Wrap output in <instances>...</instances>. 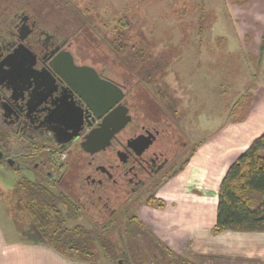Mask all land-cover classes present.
Returning a JSON list of instances; mask_svg holds the SVG:
<instances>
[{"label": "flooded vegetation", "instance_id": "obj_1", "mask_svg": "<svg viewBox=\"0 0 264 264\" xmlns=\"http://www.w3.org/2000/svg\"><path fill=\"white\" fill-rule=\"evenodd\" d=\"M41 3L0 0V158L63 186L79 218L109 231L130 207L136 215L140 197L185 164L196 142L148 83L119 75V57L109 63L105 43L96 40L92 58L87 40L76 42L74 20L59 22ZM119 104L130 118L122 128L110 124L104 145L105 110L118 117Z\"/></svg>", "mask_w": 264, "mask_h": 264}, {"label": "rangeland", "instance_id": "obj_2", "mask_svg": "<svg viewBox=\"0 0 264 264\" xmlns=\"http://www.w3.org/2000/svg\"><path fill=\"white\" fill-rule=\"evenodd\" d=\"M28 1H39L38 6L41 1L43 12H56L54 14L61 23L68 24L69 20H74L75 28L78 31L81 30L82 33L75 37L76 42L82 44L83 39H86L91 45L89 51L92 52V58L96 55L94 46L96 40L105 43L106 51L104 47L102 49L107 54L108 62L111 63V56L119 57V75H126L130 78L136 75L143 83H147L149 75L153 76L155 71L158 80L152 82L153 88L164 90V86H167L171 96L181 98V109L184 110L185 119H197L198 117L201 128L197 129L193 136L196 141L200 142L203 139L202 123L209 121L207 125L214 127L213 132L219 129L215 125H219L220 121H234L245 114L251 104L249 96L254 80L257 79L256 82L261 81V83L264 81L262 71L264 65L259 68L263 52L256 51L255 39L252 40L251 34L245 40L237 41L238 32L235 30L238 24L243 23L240 26V32L244 33V30L247 31L249 21H243L238 16L242 8H230V0ZM234 1L239 5H241L240 1L243 2V0ZM256 10L258 14L261 12L259 8ZM123 23L125 26H122ZM257 27L259 28V25ZM227 36L231 40L229 43ZM121 45L124 48H121ZM233 45L235 52L230 51ZM170 49H172L169 52L171 56L178 55L176 62L173 63L174 66H178L177 69L183 67L179 71L174 66L169 67L168 51ZM217 49L229 50V52L215 56L214 52ZM184 51H187L184 57H179ZM215 58L216 61L213 62ZM186 60L193 64L184 67ZM197 62L201 68L197 67ZM207 64L209 71H207L208 68H203L208 66ZM239 77L245 78L240 82ZM233 79L236 82H233ZM181 81L183 82L180 83ZM229 101H231L230 104ZM187 103L191 105L186 106ZM212 117L215 119L212 120ZM217 117L223 120H217ZM189 154L190 152L187 155ZM183 166V164H177L175 173ZM173 174L174 171L165 176L163 180H167ZM23 179L44 183L54 192L63 190V186H53L54 184L43 178L40 179L34 173L19 171L3 159L0 161L1 220L11 237L38 238L39 233L35 230L34 222L25 209V202L28 198L19 190V184ZM65 192L68 193L67 190ZM152 194L153 191L147 189L145 195L140 197V201H147ZM134 215L135 211L130 207L129 213L124 216L129 220V224L124 222L111 226L112 229L110 228L109 231H103L101 225L94 223L87 215L78 219L67 217L65 225L73 228L79 224L89 231L92 237L90 240L92 255L89 259L94 264H118L120 258H123L127 264H147L143 262L141 254L148 251L149 241L152 247L154 246L151 253H147L151 262L156 257L160 263L162 262L161 264H166L173 261V258L179 257L169 256L167 253H164L163 257L159 256V250L165 248V245L161 242L159 243L161 246L158 245L147 225L137 221ZM140 232L143 235L139 236ZM144 232L148 233V237ZM125 250H128L127 255H123ZM183 254L189 258V261L179 257L175 261L177 264H198L200 261L191 253ZM235 257H238L236 262L224 258L220 259L219 264H245L241 261V256ZM212 258L209 260L210 263L218 264V260L213 261Z\"/></svg>", "mask_w": 264, "mask_h": 264}, {"label": "crops", "instance_id": "obj_3", "mask_svg": "<svg viewBox=\"0 0 264 264\" xmlns=\"http://www.w3.org/2000/svg\"><path fill=\"white\" fill-rule=\"evenodd\" d=\"M239 3L241 5L230 0L229 6L232 9L242 8L238 16L249 23L247 31L244 30V33L240 32V26L243 23L238 24V28L235 30L238 32L236 39L240 42L251 34L252 40L255 39L256 51L263 52L260 68L264 65V46L262 48L264 43V0H243ZM258 8L261 9L259 14L256 10ZM226 39L228 43L231 42L228 36ZM249 49L251 50V47ZM171 50L168 51L169 55ZM227 51L229 52V50L217 49L214 53L217 56ZM230 51H236L234 45ZM185 52L187 51H184L179 57H184ZM177 57L176 54L169 56L170 68L174 66L173 63L176 62ZM191 64H193L191 61L186 60L184 67H189ZM174 67L177 69L178 66ZM197 67L201 68L198 62ZM208 67L209 65L203 68ZM179 69L177 70L179 71ZM209 70L208 68L207 71ZM262 71L264 74V69ZM156 76L155 71L153 76L149 75L147 83L151 91L166 108L169 104L171 105L172 112H175L174 117H177L178 122L184 128L187 138L196 142V148L189 157V161L170 178L160 183L154 190L155 192L153 191L152 195L155 196L153 201L139 202L136 211L137 221L147 225L157 243H163L176 256L187 261L189 258L183 253H191L198 257L200 259L198 264H214L209 261L212 257H215L212 258L213 261L218 260V264L220 259L224 258L236 262L238 257L235 256H241V261H244L245 264H264V232L232 230L222 233L213 232L217 223L218 195L222 179L231 163L248 149L254 139L264 132V81L256 82V79L252 87L250 86L251 104L242 116L230 122L220 121L219 125H215L219 129L213 132L214 127L207 125L209 121L203 120L205 122L202 123L204 134L202 141L199 142L193 137L196 130L201 128L198 117L197 119H185L184 110L181 109V98L171 96L167 86H164V90L160 88L155 90L152 82L158 80ZM254 76L256 78V75ZM244 78L239 77V81L241 82ZM233 82H236L235 79ZM183 86H185L184 83ZM156 91L157 94H155ZM162 96L170 101L163 100ZM230 102L228 103L230 104ZM189 105L191 104H186V106ZM214 119L212 117V120ZM217 120H223V118L217 117ZM209 131L210 133H208ZM155 200L162 201L163 207L159 205L160 202ZM0 264H94V262L89 258L68 257L48 242L38 241L37 237L32 239L11 237L0 216Z\"/></svg>", "mask_w": 264, "mask_h": 264}, {"label": "trees", "instance_id": "obj_4", "mask_svg": "<svg viewBox=\"0 0 264 264\" xmlns=\"http://www.w3.org/2000/svg\"><path fill=\"white\" fill-rule=\"evenodd\" d=\"M122 26H125L124 23ZM263 46L264 43L262 48ZM121 48L124 46L121 45ZM262 152H264V132L254 139L248 149L229 166L219 188L217 223L213 228L214 233L227 230L264 232V156ZM188 161L189 159L186 163ZM19 190L28 198L25 209L34 222L35 230L39 233L38 241L48 242L68 257L88 259L92 255L90 248L92 237L89 231L79 224L73 228L65 225L67 217L78 219L80 216L67 192L64 190L54 192L44 183L27 179L21 181ZM154 199L155 196L152 195L148 200ZM155 201L160 202L159 205L163 207L162 201ZM62 205L65 207L62 208ZM134 218L137 220L136 215ZM126 222L129 224V220ZM144 234L148 237V233L144 232ZM138 235L141 236L143 233L140 232ZM147 245L148 251L141 254L143 262L161 264L162 262L158 263L155 260L151 262L150 258L148 259L147 253H151L154 246L152 247L150 241ZM127 252L128 250H125L123 255H127ZM164 253L169 256L175 255L167 246L159 250V256L163 257ZM178 258H173V261L166 264H177L175 261Z\"/></svg>", "mask_w": 264, "mask_h": 264}, {"label": "water", "instance_id": "obj_5", "mask_svg": "<svg viewBox=\"0 0 264 264\" xmlns=\"http://www.w3.org/2000/svg\"><path fill=\"white\" fill-rule=\"evenodd\" d=\"M122 93H123L122 90L119 88V101L123 97ZM109 96H110V94H108V97ZM110 108H108V109L105 110V112L109 110V114L106 115L103 118L102 122H101L102 127L103 128H106V131H107V133L104 135V139H103V144L104 145L109 144V141H110V139H111V137H112V135L114 133V132H112V130L111 131L109 130L110 124L117 123L118 125L120 124V128H122V125H125V123L130 118L129 116L126 115V109H123L120 104H119V116L118 117H116V115H115L116 114V111H115L116 108L115 109H112V110H110ZM101 116H102L101 114H96L95 117L96 118H101ZM82 125H83V122L80 121L78 130L77 131H72V133H73L74 136L75 135H78L79 132L82 130ZM67 130H68V128L66 129V131ZM90 135L91 136L92 135H95V130H92L91 133H90ZM90 135H86V138H88ZM118 264H127V263L124 261L123 258H120L118 260Z\"/></svg>", "mask_w": 264, "mask_h": 264}]
</instances>
